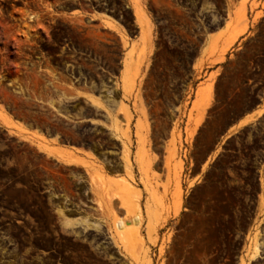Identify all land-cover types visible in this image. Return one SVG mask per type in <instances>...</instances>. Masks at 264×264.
I'll return each mask as SVG.
<instances>
[{"label":"rangeland","instance_id":"374dc122","mask_svg":"<svg viewBox=\"0 0 264 264\" xmlns=\"http://www.w3.org/2000/svg\"><path fill=\"white\" fill-rule=\"evenodd\" d=\"M258 122L264 0H0V258L217 264L260 236L229 165Z\"/></svg>","mask_w":264,"mask_h":264},{"label":"flooded vegetation","instance_id":"af4514ba","mask_svg":"<svg viewBox=\"0 0 264 264\" xmlns=\"http://www.w3.org/2000/svg\"><path fill=\"white\" fill-rule=\"evenodd\" d=\"M258 124L259 127L251 130L255 132L252 141H248L245 133H243V138L233 135L229 149V165L233 186L231 211L234 215L245 216H256L261 212L263 221L258 225L260 236L253 243L246 239L249 228L253 226L249 224L245 227L246 232L242 234V237L238 238L239 235L234 234L235 239L230 246L228 258H222V261H218L217 264H241L242 259H244V264H264V125L263 122H258ZM240 190L248 194H242ZM237 227H239L238 224H233L234 230H237ZM255 243L258 247L257 253L254 250ZM25 260L28 264H48L49 261L43 256H31ZM0 264L21 263L13 259L0 258ZM50 264H60L59 258H52Z\"/></svg>","mask_w":264,"mask_h":264},{"label":"bare ground","instance_id":"6f19581e","mask_svg":"<svg viewBox=\"0 0 264 264\" xmlns=\"http://www.w3.org/2000/svg\"><path fill=\"white\" fill-rule=\"evenodd\" d=\"M134 15L136 16V19L139 21V23H142L143 21L147 20V15L145 13V11L143 10V8L137 3V1H134ZM110 18V17H109ZM112 21L109 22V21H104V23L111 27V28H118V25H117V21L110 18ZM3 120L5 121H9L8 119L6 118H3ZM249 120H253V118H249L247 121ZM246 122V121H245ZM43 138V137H42ZM44 141H45V138H43ZM41 144V147L48 151V152H51L52 154L54 155H57L61 160H64V161H68V162H78L80 160V158H78L77 156H74L73 155V152L68 150V149H65V148H50L46 143H40ZM114 179L113 177H109V180H112ZM139 219V216L136 215V217L134 218V220H138ZM116 227L118 229H121L124 225V222L123 221H120V220H117L116 221ZM129 226L132 225V222H129L128 223ZM254 250L255 252L257 253V250H258V247L257 245L255 244V247H254ZM254 253V252H253ZM255 254V253H254Z\"/></svg>","mask_w":264,"mask_h":264},{"label":"crops","instance_id":"0c3cea01","mask_svg":"<svg viewBox=\"0 0 264 264\" xmlns=\"http://www.w3.org/2000/svg\"><path fill=\"white\" fill-rule=\"evenodd\" d=\"M87 13H88V17H90L92 19H97V20L101 21L102 18H103V21H109V22L112 21L109 17L104 18L103 17V14L104 13L101 12V11H98V10H92V9H90V10L87 11ZM260 106L261 105H259V107L253 108L249 112L244 113L242 116H240L239 118H237L236 124H242V125H244V124H246V123H248V122L251 121V120L247 121L249 118L255 119L258 116V113H259L258 111L260 109ZM38 139H39V137H38ZM50 143H52V142H50ZM52 144H54V143H52ZM54 145H56V144H54ZM58 145L59 146H64V145H61V144H58ZM68 148H69L68 150H70V151L73 152L74 156H77L78 158H80L82 160H87V161L89 160V161H91V159H90V157L88 155L89 154V151L88 150L83 149L80 146H74V148L72 146H68Z\"/></svg>","mask_w":264,"mask_h":264}]
</instances>
